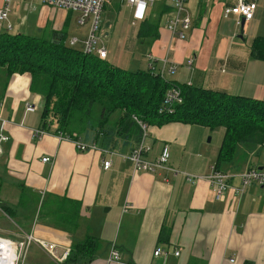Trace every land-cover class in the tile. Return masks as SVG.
Here are the masks:
<instances>
[{
	"label": "crops",
	"instance_id": "1",
	"mask_svg": "<svg viewBox=\"0 0 264 264\" xmlns=\"http://www.w3.org/2000/svg\"><path fill=\"white\" fill-rule=\"evenodd\" d=\"M234 2L186 0L190 27L184 38L166 25L172 14L170 0L155 1L149 9L154 13L157 7L155 36L117 40L112 38V22L105 21L101 26L106 60L127 70L153 69L178 85L264 100V0H258L254 17L243 23L241 17L238 23L236 16L223 15L224 7ZM4 3L0 0V8ZM9 7L0 32L65 44L75 37V47H82L88 25L77 23L76 12L50 7L43 0H10ZM109 43H116L117 49L111 52ZM30 79L28 72L7 76L0 68V119L5 120L7 136L0 145V239L17 242L32 235L71 246L87 235L94 237L98 246L92 261L75 264H264V185L235 189L241 186L238 174L253 165L264 166V142H240L233 157L218 165L234 176L223 198L216 200L205 176L216 163L222 126L212 129L177 121L148 125L145 157L156 159L166 144L169 158L155 171L136 172L125 157L140 137L136 132L128 138L119 129L99 136L93 130L77 134L111 154L80 151L71 141L75 134L53 133L52 128H43L46 132L34 137V129L42 123V96L30 91ZM28 104L35 109L27 111ZM117 115H111L110 122ZM44 156L52 162H43ZM103 158L111 160L107 169ZM186 174L203 178L190 181ZM62 198L73 201L66 206H75L79 216L69 231L53 224L52 216L39 217L45 202L51 200L52 213ZM33 245L27 252L29 264H54ZM156 246L168 254L155 257ZM112 248L119 259L108 262Z\"/></svg>",
	"mask_w": 264,
	"mask_h": 264
},
{
	"label": "trees",
	"instance_id": "2",
	"mask_svg": "<svg viewBox=\"0 0 264 264\" xmlns=\"http://www.w3.org/2000/svg\"><path fill=\"white\" fill-rule=\"evenodd\" d=\"M160 14V13H159ZM144 19L137 35H156V26ZM7 76L28 72L30 91L42 96L41 128L53 133L77 134L93 130L96 136L118 130L124 138L139 137L133 116L147 125L177 121L215 128L224 134L215 167L230 160L237 144L264 142V100L176 84L153 69L127 70L80 48L23 33L0 32V68ZM177 87L181 102L164 107L167 89ZM118 114L113 122L110 117ZM122 131V133H121ZM138 139V138H137ZM58 200L57 196L50 195ZM50 213L51 200L43 204L39 217H53L58 227L71 230L78 222L73 201L62 198ZM97 240L87 235L72 243L65 264L90 262Z\"/></svg>",
	"mask_w": 264,
	"mask_h": 264
},
{
	"label": "built area",
	"instance_id": "3",
	"mask_svg": "<svg viewBox=\"0 0 264 264\" xmlns=\"http://www.w3.org/2000/svg\"><path fill=\"white\" fill-rule=\"evenodd\" d=\"M10 0H4V5L0 8V22L8 17L10 7ZM126 5L130 7L133 13L132 25H135L138 21L144 20L147 10L151 7L155 1L158 0H123ZM212 1V0H208ZM109 0H43V3L54 8H62L65 10H70L78 14L77 23L80 26L88 25V32L86 36L80 41L82 44L81 50L85 53L97 55L101 59H106L107 49L104 45V40L106 39L105 31L100 24V15L106 3ZM186 0H170V5L172 7V14L167 19V27L172 34H176L179 38H184L186 31L190 27V18L184 13ZM258 5V0H235V2L226 6L223 9V15L232 14L237 17L238 23L240 22V17L243 18L244 22L251 20L254 17L255 10ZM77 39L74 37L70 40L69 45L75 46ZM149 60L152 62V55H148ZM174 66L169 68L172 72ZM162 74V71H161ZM162 76V75H161ZM181 96L180 90L177 87H171L166 90L164 95V107L167 109H172L171 105L174 103H180ZM35 107L28 104L26 107L27 111H33ZM135 123L140 128V137L136 141V144L132 147L131 151L125 155V157L131 161L133 165V170L138 171H155L156 168L163 167L169 158V147L164 145L160 151L158 157L154 160H149L145 157L149 147L144 143V138L148 134V125L143 121L137 119V117H132ZM5 120L0 119V145L2 141L7 140V136L3 132ZM46 131L43 128L34 129L33 136L41 137ZM75 147L80 151H97L101 154H111L114 153L108 148L99 147L95 142H85L80 137H73L71 139ZM1 151V147H0ZM43 162H52L49 156H44L41 159ZM111 164L110 159H102L103 168L107 169ZM174 174H177L176 170H172ZM187 179L190 181H195L196 179H201V175H190L186 174ZM234 175L229 172L222 171L211 165L210 173L205 176L206 180L209 182L210 186L214 191V197L216 200H221L224 196V192L229 188V180ZM241 181V186L236 187V191H242L243 187L248 184H260L264 185V166H256L246 169L245 171L238 174ZM11 241L15 245V253L17 249L22 248L24 245H29L34 242L38 245L49 258L55 264H65L67 256L70 252V246H65L58 244L56 242H49L44 239L33 237L32 235H27L26 239L20 241H12L11 239H6ZM168 250L161 246H156L153 250V255L155 257L161 255H167ZM17 254V253H16ZM177 255L178 251H174ZM119 259V253L116 249L112 248L109 251L107 261L112 262ZM17 260V256H16ZM15 260V264H16ZM123 264H135V263H123Z\"/></svg>",
	"mask_w": 264,
	"mask_h": 264
},
{
	"label": "rangeland",
	"instance_id": "4",
	"mask_svg": "<svg viewBox=\"0 0 264 264\" xmlns=\"http://www.w3.org/2000/svg\"><path fill=\"white\" fill-rule=\"evenodd\" d=\"M106 4L100 15V24L102 25V24H106V22H112V38H116L118 40L120 36L136 37L141 21H138L135 25L131 26V22L133 20V13L130 7L126 5V3L123 0H111L110 4L108 5ZM149 9L151 8L150 7L148 8L146 13L147 15L145 17L146 19L148 18H150L151 20L153 19L152 22L156 23V21L158 20L157 7L155 6L154 13L153 10H151L150 12ZM152 13L155 15L154 17L152 16ZM116 45H117L116 43L106 44V46L110 48L109 50L111 52L117 49ZM139 52L140 54H143L141 49L139 50ZM31 244L24 245L22 248L16 250L17 253L16 264H29V261L27 259V255H28L27 252H29L30 246L31 249L34 247L33 245L34 243Z\"/></svg>",
	"mask_w": 264,
	"mask_h": 264
},
{
	"label": "bare ground",
	"instance_id": "5",
	"mask_svg": "<svg viewBox=\"0 0 264 264\" xmlns=\"http://www.w3.org/2000/svg\"><path fill=\"white\" fill-rule=\"evenodd\" d=\"M16 256L14 243L0 239V264H15Z\"/></svg>",
	"mask_w": 264,
	"mask_h": 264
},
{
	"label": "water",
	"instance_id": "6",
	"mask_svg": "<svg viewBox=\"0 0 264 264\" xmlns=\"http://www.w3.org/2000/svg\"><path fill=\"white\" fill-rule=\"evenodd\" d=\"M243 21H244L243 18H241V22H242V23H243Z\"/></svg>",
	"mask_w": 264,
	"mask_h": 264
}]
</instances>
